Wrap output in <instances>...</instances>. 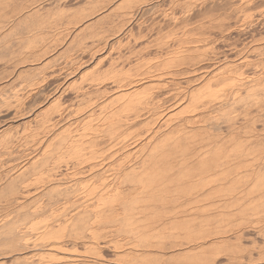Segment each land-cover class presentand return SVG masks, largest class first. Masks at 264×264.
<instances>
[{
    "label": "bare ground",
    "instance_id": "bare-ground-1",
    "mask_svg": "<svg viewBox=\"0 0 264 264\" xmlns=\"http://www.w3.org/2000/svg\"><path fill=\"white\" fill-rule=\"evenodd\" d=\"M3 195L0 263L264 264V0H0Z\"/></svg>",
    "mask_w": 264,
    "mask_h": 264
},
{
    "label": "rangeland",
    "instance_id": "rangeland-1",
    "mask_svg": "<svg viewBox=\"0 0 264 264\" xmlns=\"http://www.w3.org/2000/svg\"><path fill=\"white\" fill-rule=\"evenodd\" d=\"M259 65H260V64H258V65H256V66H258V67H259ZM87 71H89V70H87ZM90 71H91V70H90ZM88 74H89V73H88ZM90 74H91V73H90ZM86 75H87V72H86ZM143 124H144V123H143ZM140 125L142 126V124H139V126H138V125H136V126H134L133 128H131V129H130V131H131V132H130V131H129V129H128V130L126 131V133H127V132H130L131 134H130V133H128V134H130V135H132V134L136 133V132L139 130V127L141 128V126H140ZM137 126H138V127H137ZM142 128H143V126H142ZM142 128H141V129H142ZM134 129H136V130L134 131ZM141 129H140V130H141ZM143 129H144V128H143ZM143 129H142V130H143ZM140 130H139V131H140ZM142 130H141V131H142ZM139 131H138V132H139ZM138 132H137V133H138ZM127 150H129V151H130V148H129V149H127ZM127 150H126V151H127ZM129 151H128V152H129ZM5 197H6V196H5ZM5 197H4V195H3V196H0V198H4V199H6ZM4 201H6V200H4ZM0 202H1V203H3V200H2V199H0ZM0 208H1V207H0ZM10 210H11V209H10ZM2 212H5V213H1V215H0V218H1L2 216H3V217H7V218H8V217H11V216H13V215H14V212H12V211L10 212V211H9V210H7V209H6L5 211H2ZM4 261H5V260H4ZM4 261H3V260H1V262H3V263H0V264H6V263H7V262H4ZM7 264H8V263H7ZM9 264H10V262H9Z\"/></svg>",
    "mask_w": 264,
    "mask_h": 264
}]
</instances>
